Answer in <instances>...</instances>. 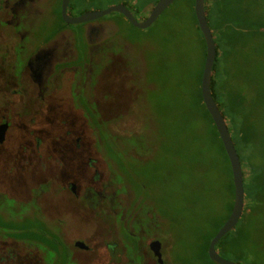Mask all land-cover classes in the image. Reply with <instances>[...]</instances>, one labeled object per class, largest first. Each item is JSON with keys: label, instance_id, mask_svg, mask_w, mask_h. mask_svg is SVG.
<instances>
[{"label": "rangeland", "instance_id": "1", "mask_svg": "<svg viewBox=\"0 0 264 264\" xmlns=\"http://www.w3.org/2000/svg\"><path fill=\"white\" fill-rule=\"evenodd\" d=\"M155 1L134 0L133 4L148 3L144 11L147 17ZM118 2L71 0L68 12L71 16H78L88 11L106 9ZM190 3L191 0H176L151 27L141 32L134 31L124 19L112 14L92 23V27L98 29L92 41L101 46L86 57L90 73L85 77L83 70L79 69L75 75H70L69 80V75L62 77L57 93L65 102L76 101V95L89 99L88 102L94 97L95 104L88 106L94 111L88 125L91 124L103 140L109 136L108 132L114 134V141H108L106 147L115 151L120 158L122 150L128 147L121 143L131 142V138L139 136L149 144L146 148H128L130 168L127 169L129 173H125L126 181L132 188L140 180L144 189L150 192L149 195L146 196L143 190L134 203L135 195L128 191L121 199L125 205L130 203L132 206L134 203L126 211L127 217L141 216L146 212L144 205L147 201L153 203L157 215H161V209L165 212L169 223L164 222L162 227L169 231L166 230L165 234L161 230L159 235L157 228L156 232L151 229L152 236L147 237V241L157 239L161 242L162 258L166 263L170 262L171 257H192L195 238L199 239L201 233H206L210 228L206 221L211 216L221 218L225 214L226 202L230 200L227 160L210 121L204 117L203 109L197 106L203 45L191 18ZM57 8L58 3L50 11V18H53ZM18 20V28L24 29L20 16ZM114 20L120 22L124 35ZM36 23L40 24V31L46 35L52 32L53 24H61L58 19L54 23L39 20ZM69 27L71 30L66 28L64 32L66 36L72 31L79 32L82 25ZM258 43L264 49V39ZM231 68L236 70L235 65ZM228 69L227 86L234 81L231 76L233 70ZM241 78H238L240 84ZM35 107L38 116L33 127L38 130L61 129L55 122L45 121L44 117L49 113L51 116L59 111L61 117H66V112L70 111L76 114L78 123L83 117L82 109L73 103L63 107L58 105L48 111ZM256 113L260 115L262 111ZM95 135L93 131L88 132V137L92 136L93 140ZM94 147L101 151L98 144L95 143ZM135 155L136 158L131 157ZM118 156L110 154L116 162L120 160ZM105 157L106 153L99 154L101 165H104ZM135 174H139L137 180L134 179ZM2 204L10 207L8 202L3 201L0 206ZM103 212L102 209L98 210L100 214ZM69 217L66 225L78 232H70L68 236L82 233L79 236L91 238L90 241L93 239L92 242L99 246L103 241H117V236L110 235L105 228L110 223L98 220L93 214L85 218L80 206ZM263 225L264 215H259L252 226V245L264 254ZM99 256L108 258L103 254ZM102 260L98 264H120L124 261L123 258L111 262Z\"/></svg>", "mask_w": 264, "mask_h": 264}, {"label": "flooded vegetation", "instance_id": "2", "mask_svg": "<svg viewBox=\"0 0 264 264\" xmlns=\"http://www.w3.org/2000/svg\"><path fill=\"white\" fill-rule=\"evenodd\" d=\"M56 3L0 0V203H10V207L0 206V264H98L100 259L111 262L122 258L120 264H159L150 249V244L159 240L147 241L152 235L144 226L150 212L127 217L126 211L135 201L130 206L121 199L129 190L120 191L114 181L116 163L110 154L115 151L100 146L98 132L88 125L94 112L88 106L95 104L94 97L88 102L76 95V101L65 102L57 96L62 77L69 75V80L79 69L88 76L86 57L101 45L92 41L98 33L92 27L96 21L81 24L79 32L68 36L64 32L71 28L64 23L53 24L52 32L43 34L36 21L56 22L55 14L49 17ZM19 16L24 26L21 30ZM70 103L82 109L79 123L75 113L69 111L61 117L57 111L44 119L55 122L60 130L33 127L38 116L35 106L48 111ZM91 130L96 133L94 140L88 137ZM108 134L107 139L114 141V134ZM101 153L107 154L104 165L100 164ZM79 206L85 218L93 214L110 223L105 228L117 241H103L99 246L93 239L79 236L82 233L68 236L78 232L67 226L66 220ZM99 209L104 212L98 213ZM21 232L43 234V241L19 238ZM160 253L162 264L172 263V259L169 263L163 260L162 245Z\"/></svg>", "mask_w": 264, "mask_h": 264}, {"label": "trees", "instance_id": "3", "mask_svg": "<svg viewBox=\"0 0 264 264\" xmlns=\"http://www.w3.org/2000/svg\"><path fill=\"white\" fill-rule=\"evenodd\" d=\"M133 1L119 0L118 3L124 4L137 19L143 20L145 18L144 11L149 6L148 3L135 6ZM156 2L157 0L154 3ZM57 3L58 8L55 11V16L63 25L60 16V0ZM190 8L192 21L199 31L193 11V0H191ZM70 9L71 0L67 11ZM204 9L208 26L213 32L216 44V59L210 89L218 109L226 119L230 135L239 156L245 191V206L239 222L231 232L217 243L215 249L221 257L234 261L237 264H264V254L252 245V236L254 234L252 226L254 225V220L259 215H264V73L261 75L264 72V49L258 43L260 39H264V0H204ZM112 15L120 17L128 23L122 15L117 13ZM104 18H108V16ZM114 21L117 23L121 34L124 35L120 22L118 20ZM130 27L132 26L130 25ZM132 29L136 32L142 31L133 27ZM199 34L203 49L198 79L197 106L203 109L205 113L204 117L210 121L218 139V144L227 160V176L230 181L227 190L230 200L226 202L225 214L221 218L211 216L206 221V225L210 228L206 233H201L199 239L195 238L192 257H171V264H215L207 256L208 244L227 220L233 203V184L228 159L200 95V79L205 58V44L200 31ZM250 59L253 60L250 61ZM233 65L236 66V70L231 68ZM228 68L233 70L231 76L234 77L233 83L229 86L226 84L228 81ZM238 78H241V84L238 82ZM87 108L85 107L86 111L92 116ZM258 110L262 111V114H257ZM108 141L107 136H105V140L99 137L100 146L106 145ZM121 144H127L128 147H126L125 152L130 146L133 148H146L149 145L141 140L139 136L131 138V142L126 141ZM125 152V156L121 153L122 159L115 152V155L120 160L115 161L116 167L113 169L115 173L114 181L120 185V191H132L136 202L138 196L143 193V190L146 196L150 192L144 189V185L140 180L134 183L135 186L133 188L127 183L125 173H129L127 169L130 168V164H128L130 162V155ZM131 157L136 158V155ZM135 175L134 179L139 178V174ZM141 202H143L142 199ZM144 206L150 212V216L147 215L145 217L144 226H146L147 234L151 233V229L156 232V228L159 230L158 233L162 230L166 234V230L168 229L162 227V225H165L164 222L169 221L165 217V212L161 209V215H157L153 209V203L149 201ZM43 236V234L32 232H21L18 234L19 238H29L39 242L43 241ZM51 238V241H54L52 235ZM201 238L202 241H200Z\"/></svg>", "mask_w": 264, "mask_h": 264}, {"label": "water", "instance_id": "4", "mask_svg": "<svg viewBox=\"0 0 264 264\" xmlns=\"http://www.w3.org/2000/svg\"><path fill=\"white\" fill-rule=\"evenodd\" d=\"M175 1L176 0H157V2L151 7L148 16L143 20H139L122 3L110 5L103 10L88 11L78 16H71L67 11L70 0H60V16L65 25L72 26L97 21L111 14L117 13L122 15L133 28L145 30L151 27L162 13ZM193 11L205 44V58L200 79V95L203 105L215 126L228 159L233 184V203L230 214L225 223L210 240L207 248V256L209 260L215 264H237L234 261L221 257L215 249V246L223 237L235 228L243 214L245 206V191L242 166L226 120L218 109L210 89L213 67L216 59V44L214 42L213 32L210 30L206 20L204 0H193ZM77 245H80V243H77ZM160 246L161 244L159 241H153L150 244V249L154 253L159 264H162Z\"/></svg>", "mask_w": 264, "mask_h": 264}]
</instances>
